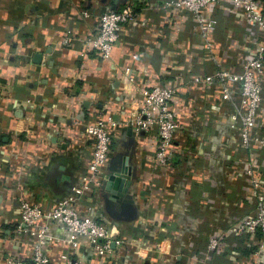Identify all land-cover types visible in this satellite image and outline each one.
I'll return each mask as SVG.
<instances>
[{"label": "crops", "instance_id": "0c3cea01", "mask_svg": "<svg viewBox=\"0 0 264 264\" xmlns=\"http://www.w3.org/2000/svg\"><path fill=\"white\" fill-rule=\"evenodd\" d=\"M148 2L0 0V264L7 258L29 260L39 243L28 231L16 232L20 201L51 212L73 197L70 207L80 217L110 226L114 238L123 241L111 252L99 253L85 239L71 245L67 232L51 223L44 246L51 264H65V256L78 264H171L174 259V264H186L172 251L183 249L187 232H195V244L204 247L211 231L206 220L224 225L215 221L227 210L240 215L250 209L245 202L241 205L239 185H225L233 163L223 159V152L238 143L232 128V117L241 108L236 85L233 99L214 123L207 117L206 90L183 87L172 105L180 125L173 142L172 174L159 179L150 167L154 142L148 135H136L131 121L144 93L169 71L168 49L175 41L168 29L158 26ZM129 3L141 17L122 29L110 58L87 53L83 41L100 16ZM190 28L188 23V36ZM217 39L222 40L220 33ZM178 47L195 53L191 42ZM215 51L219 60L225 59L219 48ZM188 59L193 74L204 72L196 53ZM189 78L184 73V79ZM102 115L112 117L116 125L99 203L93 191L78 197L75 189L86 184L94 146L84 127ZM200 149L210 161L197 162ZM111 176L119 179L116 188L108 187ZM198 184L204 187L207 211L190 197L200 194ZM218 195L225 198L218 200Z\"/></svg>", "mask_w": 264, "mask_h": 264}, {"label": "built area", "instance_id": "2783aa9c", "mask_svg": "<svg viewBox=\"0 0 264 264\" xmlns=\"http://www.w3.org/2000/svg\"><path fill=\"white\" fill-rule=\"evenodd\" d=\"M155 2V3H153ZM149 0V9L156 13L158 26L168 29L175 45L168 49L172 62L169 71L158 78L155 85L144 93L131 121L136 135H148L154 142V153L150 167L157 172L159 179L172 174L173 142L180 130L172 105L179 91L186 86L198 85L206 90L207 117L217 121L226 102L231 101L234 86H238L241 108L232 117V128L238 134V143L227 146L223 159L233 163L228 171L225 185L240 186L243 202L250 209L242 214L231 215L226 211L224 225H212L207 244L197 246L195 232L183 241L181 251L175 249L173 256H180L186 264H264V0ZM148 8V7H147ZM84 18L89 15L82 12ZM141 13L135 4H126L120 11H107L100 16L91 35L83 41L87 53H93L102 60H108L112 50L120 40L122 29L132 21H137ZM181 21V26H179ZM191 24V35L186 34L187 24ZM228 25L230 27H225ZM147 27H150L147 26ZM222 27V30H221ZM222 40H218L219 33ZM191 42L196 57L203 63V73L193 74V64L188 58L195 55L191 49L182 51L178 45ZM239 47L245 49L241 53ZM216 48L224 54L219 60ZM183 56L185 60L179 62ZM210 63V67L204 65ZM190 78L184 79V73ZM112 117H95L93 124H86L84 133L94 141L92 158L85 175L86 184L75 189V195L82 197L85 191H93L98 196L107 175L104 170L112 143V130L115 128ZM197 162L210 161L209 154L200 149ZM201 165L200 163H198ZM200 194L191 195L197 199L201 209L207 211L201 196L204 187L197 185ZM218 195L217 199L220 200ZM73 197L60 203L51 212H43L38 207L20 201V224L17 233L28 231L39 239L29 260L7 258L4 264H51L44 246L49 239L47 231L51 223L57 222L67 232V240L77 246L85 239L99 253L111 252L123 243L115 239L113 229L90 218H82L70 207ZM213 206L215 202L213 201ZM212 211V210H210ZM213 213V212H211ZM214 215H217L213 213ZM203 223L204 221L201 220ZM159 253L161 251L158 245ZM171 253V254H172ZM65 264H78L64 257ZM174 264L175 259L172 261Z\"/></svg>", "mask_w": 264, "mask_h": 264}, {"label": "water", "instance_id": "95a60500", "mask_svg": "<svg viewBox=\"0 0 264 264\" xmlns=\"http://www.w3.org/2000/svg\"><path fill=\"white\" fill-rule=\"evenodd\" d=\"M106 181H107V178H106V180H105V182H104L103 188H104V186H105ZM108 183H109V184H108V187H111V186L114 185V188H116V185L119 183V179H117V178L114 177V176H111L110 179H109V182H108ZM103 188H102V189H103Z\"/></svg>", "mask_w": 264, "mask_h": 264}]
</instances>
